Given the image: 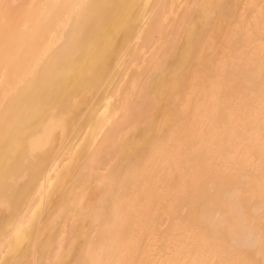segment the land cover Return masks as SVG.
Instances as JSON below:
<instances>
[{"label":"bare ground","instance_id":"1","mask_svg":"<svg viewBox=\"0 0 264 264\" xmlns=\"http://www.w3.org/2000/svg\"><path fill=\"white\" fill-rule=\"evenodd\" d=\"M246 1L0 0V264H51L60 236L76 237L61 217L85 175L104 190L61 264H129L123 250L140 243L135 264H264V124L251 112L264 100V16L247 20ZM224 19L216 70L205 45ZM148 54V70L127 75ZM137 85L139 112L164 126L135 128L130 150L118 121ZM129 200L136 218L117 221Z\"/></svg>","mask_w":264,"mask_h":264},{"label":"rangeland","instance_id":"2","mask_svg":"<svg viewBox=\"0 0 264 264\" xmlns=\"http://www.w3.org/2000/svg\"><path fill=\"white\" fill-rule=\"evenodd\" d=\"M5 1H7V0H5ZM189 1L190 0H184V1L183 0H172V3L175 4V5L173 4V10H177L178 9V7H179L178 4H181V6L187 5ZM247 2L248 1H246L244 3V5L241 6V8L243 9L242 12L244 14V17H246V19L249 20L248 16H250L251 13H252V15H251L252 18L250 19V21H253V20L257 19V20H259L260 24L263 23V17L262 16H264V3L262 2V0H256L252 5L251 4L247 5ZM258 9H261V12H259ZM18 10L19 9H16V10L13 9L11 11H8V14H9L8 15V20L9 21H11L12 17L16 18V17L22 15V12L18 13ZM256 13H258V14H256ZM222 23H224V24H222ZM232 23L233 22H232L231 19H224V21L221 20L220 24L218 26H216L212 30V33L208 37L209 39L207 41V44L205 45V48L209 51V54L214 59H216V61L214 63L215 64L214 65V69H216V70L218 68H220L222 62H225V57L224 56L229 50V45H231L230 44V42H231V39H230L231 33H230V31H231ZM225 25L227 26V28L229 27L230 29L229 28L227 29ZM227 39L229 40L228 42H227ZM211 40L213 41V43H212ZM257 45H258V43L254 44V46H257ZM157 48H158V45H156L151 50V52L153 50L157 49ZM221 51H222V53H221ZM223 51H224V53H223ZM149 55L150 54H148L142 60V62L140 63V66L139 65L135 66L133 64L127 70V75H129L133 71L134 67L138 68L139 72H141V73L146 72L148 70L149 62L151 61V59L149 58ZM90 68H91V66H90ZM114 71H115V69L113 70V72ZM203 73H204L203 74V76H204L203 84L206 85V84H211L212 83V85H213L214 82H213L212 77H211L212 73L209 72V71H205ZM128 79H129V77H126V80L121 82L120 87H119L120 89L124 88V85L126 84ZM213 87L214 86L210 87V93H211V90H213ZM136 91H140L139 85H137L133 89V100L128 105L129 109L127 108V110L124 113V117H123L124 120L118 121L119 125H123V126L127 127V129L120 135V138H121L122 142L125 143L126 146L128 147V149H130V150L135 147V145L139 142V139L141 137V135L137 136L136 137V141H134L131 144V137L133 135L132 132H133V130L135 128L142 127L143 128V132L144 133H148V132L151 131L152 127H150V125L154 121H156V123L154 122V128L155 129L157 128L156 129L157 131H162L161 128L164 126V121L163 120L159 121V117H158L159 115H158V111L156 109H153L151 112H149V114H147L148 116L147 115L145 116V114H143V116H142V113H140L139 109H138V105L139 104H136V102L134 100V99L138 98V96H139V93H137V96H136ZM200 97L202 99H207L208 98V94L206 92H201L200 93ZM123 98H125L124 95H123ZM263 102H264V100H262L259 103L258 109H252L251 110V112H253L261 120V123H262V124L260 123L261 126H263V124H264V103ZM132 114H133V116H132ZM144 116H145V118H143ZM184 117L186 119H188L187 115H184ZM81 155L83 156V154H81ZM75 159L80 161V157L79 156H76ZM66 163L70 164L71 161L68 160ZM114 164H115V162L113 161L110 164V166L114 165ZM95 172L97 174L102 173L101 171H96V170H95ZM73 178H72L71 184L67 187V189L75 192L78 195V197H80L79 198L80 202L77 205H72L70 207V212L67 215H63L61 217V219H62L61 229H63V227L65 225L64 222H66L67 219L71 218V223H73V230L75 231L76 237H77L79 235V232H80V234L82 232L88 233V230H85L86 228H83V227H78V228L74 227L75 219L79 218L80 222L89 219L88 210L90 211L91 207L96 205V203L99 201V196H100L101 192H103L104 188L102 186L98 185V184H92L87 175H85V177L84 176L83 177H78V178L75 177L74 178L75 180ZM82 180H83V182H82ZM146 182L147 181H145V179H144V183H146ZM120 204L124 207V210L121 211V209H119V210L115 211V218H116L117 221L122 220L124 218V216L130 217V218H133V219L136 218L137 212L132 210V208L134 206H133V203L130 200L126 204L125 203H120ZM157 209H159V205H157V204H151L149 206V211L151 210L154 213L157 212ZM59 215H60V213H59ZM144 218H145V215L141 214V215H139V217L137 219L142 221ZM109 230H111V228H109ZM141 231H142V228H140V227L136 228L134 230V236H139V233ZM76 237H74V236L71 237V239L69 240V243H67V241L65 242L63 240L65 238L64 234H62L60 236V240L61 241L58 243V248L55 250V255H54V257L51 260V264H61V262L66 258L65 256L68 254L70 249L76 243V241H77ZM142 248H143V243H140L138 247H136L134 250H132V252H129L127 250H123L122 253L124 255L123 256L124 259H126V261L129 264H135L138 261V259L141 257L143 252L145 251V250L143 251ZM104 253H105V250L103 248L101 250V252H98L99 256H97V257H100V259H103ZM172 258H173L172 254H168V256L167 255L164 256V260H168V259H172ZM27 263L30 264V261L28 260V257H26L25 260L21 264H27ZM89 264H93V263L91 261H89Z\"/></svg>","mask_w":264,"mask_h":264}]
</instances>
